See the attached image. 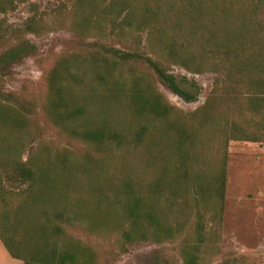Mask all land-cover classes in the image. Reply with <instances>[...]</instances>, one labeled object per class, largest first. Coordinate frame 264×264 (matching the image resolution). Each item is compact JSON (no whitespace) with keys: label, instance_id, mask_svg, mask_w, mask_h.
<instances>
[{"label":"trees","instance_id":"trees-1","mask_svg":"<svg viewBox=\"0 0 264 264\" xmlns=\"http://www.w3.org/2000/svg\"><path fill=\"white\" fill-rule=\"evenodd\" d=\"M66 1L67 30L118 45L125 38L126 51L73 52L43 74L39 118L78 152L30 145L39 118L14 93L0 100L1 245L22 264H97L67 233L73 222L89 234L119 230L125 242L156 244L181 237L192 213L194 242L183 236L178 252L182 264L203 262L201 220H220L227 144L264 143V0ZM11 3L0 0V13ZM37 31L32 18L21 29ZM140 55L185 102L195 100V83L176 81L166 66L210 72L220 84L181 120L148 84L125 80L122 62Z\"/></svg>","mask_w":264,"mask_h":264},{"label":"rangeland","instance_id":"rangeland-1","mask_svg":"<svg viewBox=\"0 0 264 264\" xmlns=\"http://www.w3.org/2000/svg\"><path fill=\"white\" fill-rule=\"evenodd\" d=\"M65 5L66 0H26L21 3L12 0L11 5L6 4L4 12L0 13V100L8 92L18 95L22 100L21 107L35 114L29 116L41 117L39 109L45 94L43 74L60 57L94 47L102 49L104 54L113 49L126 51L125 38L124 44L118 45L113 37L78 38L67 30L61 9ZM30 18L37 22L38 31L36 34H22V26ZM143 57L140 55L134 62H122L125 80L134 76L139 79L140 87L148 84L181 120H189V113L200 107L215 85L220 84L221 76L216 74H191L177 65L166 66V72L176 81L183 77L195 83V100L185 102L159 81ZM183 88L187 92L190 90L188 85ZM26 103L33 106L29 108ZM29 140L30 145L42 140L75 152L81 149L80 144L64 139L40 118ZM29 147L23 152L22 160L26 159ZM4 186L8 189L19 187L11 180L5 181ZM208 216L201 220L203 229L200 234L204 240L198 252L203 262L199 261V264H264V143L230 141L227 144L221 217L219 221H209ZM193 223L191 213L181 237L156 244L151 240L125 242L119 230L89 234L84 231L85 225L77 222H73L67 233L96 253L97 264H182L179 240L186 236L188 241L194 242L190 231ZM124 225L121 230L125 229Z\"/></svg>","mask_w":264,"mask_h":264},{"label":"crops","instance_id":"crops-1","mask_svg":"<svg viewBox=\"0 0 264 264\" xmlns=\"http://www.w3.org/2000/svg\"><path fill=\"white\" fill-rule=\"evenodd\" d=\"M0 264H22L20 260L11 258L0 243Z\"/></svg>","mask_w":264,"mask_h":264}]
</instances>
